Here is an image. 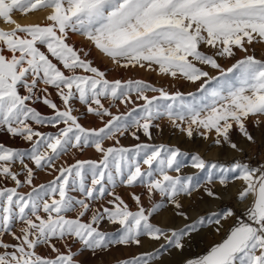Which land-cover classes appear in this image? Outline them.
Returning <instances> with one entry per match:
<instances>
[{
    "label": "snow or ice",
    "instance_id": "snow-or-ice-1",
    "mask_svg": "<svg viewBox=\"0 0 264 264\" xmlns=\"http://www.w3.org/2000/svg\"><path fill=\"white\" fill-rule=\"evenodd\" d=\"M36 9H50L46 24L21 26L12 20L14 12ZM0 18L15 23L11 31L0 30V132L30 145L20 149L0 143V264H80L76 256L84 251L139 246L145 237L164 244L120 264H152L171 249L182 254L197 224L219 226L234 215L226 209L179 230L153 224L150 218L165 202L187 220L180 197L199 189L200 181L196 175L179 174L188 157L178 148L116 145L125 135L139 141L143 133L151 139V129L159 128L154 122L163 118L189 138L194 133L205 139L214 134L216 145L227 143L234 150H240L231 140L234 128L255 142L246 123L254 118L259 125L264 117V60L247 53L254 42H264V0H0ZM72 35L82 36L119 67L138 66L199 82L197 91L185 95L141 80H109L94 66L90 50L71 42ZM237 50L245 56L225 69L219 58H234ZM205 66L219 75L211 76ZM104 100L135 106L123 113L117 106L114 114ZM77 102L103 127L85 128L80 114H74ZM108 140L114 145L105 147ZM87 148L101 158L74 163L63 159ZM190 165L207 169L209 183L213 170L220 171L222 184L227 173H237L235 178L245 184L239 199H253L247 219L238 220L226 239L183 264H264V165L236 161L225 167L208 164L198 154L191 156ZM36 170L54 174L53 179L35 185ZM118 182L139 184L149 197L158 194L161 201L146 209L133 192L137 210L132 211L115 192ZM25 186L30 191H20ZM205 192L216 198L210 188ZM97 202L100 206L94 207ZM105 221L119 227L104 231L100 226ZM40 248L50 254H41Z\"/></svg>",
    "mask_w": 264,
    "mask_h": 264
},
{
    "label": "rangeland",
    "instance_id": "rangeland-1",
    "mask_svg": "<svg viewBox=\"0 0 264 264\" xmlns=\"http://www.w3.org/2000/svg\"><path fill=\"white\" fill-rule=\"evenodd\" d=\"M50 9H36L28 13L14 12L12 15V20L17 21L21 26H28L34 24L44 25L47 23L46 17L49 14ZM26 18V19H25ZM29 18V19H27ZM28 20V21H27ZM15 28V23H7L0 18V30L11 31ZM71 42L77 48H84L85 50H90L89 58L93 60L94 66H97L102 71H105L106 76L109 80L120 79L122 81L128 80H141L146 83L151 84L154 87L163 88L170 93H175L177 91L187 95L188 93H195L199 86V82L192 83L184 79H173L170 76L160 75L158 71H151L147 68L141 67H119L113 61L96 50L93 46L89 44L82 36L72 35ZM208 54H211V49L203 48ZM248 55H253L258 60H264V42H254L253 45L248 46ZM245 56V53L237 50L236 56L234 58H219V63L227 69L231 67L236 60H239ZM205 70L209 72L211 76H218L219 72L217 70L211 69L210 67L205 66ZM147 95H158V93L149 92ZM55 98V94L53 93ZM133 99L135 97L133 96ZM105 104V107H110V110L116 114L117 106L119 107V112L123 113L130 110L135 105L129 104L127 108L124 105L119 104L117 101L116 104H110L108 100L102 101ZM57 103H59L57 99ZM142 103V102H138ZM42 112L50 113V110L44 107L43 105L38 106ZM78 113L80 114V123L85 128H96L99 129L103 127L102 121L92 114L86 112V107L79 102L75 105ZM108 118L105 117V120ZM261 124L257 125L254 118H250L246 126L249 131L253 134L255 142H249L247 139L239 132L238 129L234 128L231 130V140L237 143L240 150L232 149L227 143H222L221 145H216L215 135L212 134L208 139L201 137L198 133H194L192 138H189L185 132H182L179 128L174 127L167 118L160 119L154 123L159 125V128L153 127L151 129L152 138L144 136L143 133H140V140L137 141L132 138L131 135H125L119 137L120 144L116 146L123 147H133L138 143H148L153 145H165L168 147H174L180 149L184 152L188 159L185 160L186 166L181 169L180 175H196L200 181L201 186L199 189L192 192L191 195H181L180 202L183 205V211L187 214L188 219L185 220L181 216L176 214V210L173 206L165 202V207L161 209L158 214H155L151 217V222L155 225H158L165 230L168 229H182L186 225H190L194 222H197L201 217L211 216L214 213L224 212L226 209H231L234 212V216L231 219L228 228L224 235L220 238L218 242L212 243L208 248L202 250L192 256L196 258L202 255L207 254L212 246L221 243L226 239L230 229L235 226L240 219L246 220V207L240 208L239 204L243 203L239 199V193L245 187L243 180L235 178L238 174L234 172L227 173L228 179L222 184L220 182V171L213 170V180L211 183L207 181L208 170H200L191 167L190 158L192 155L198 154L204 161L208 164L218 163L225 167H228L233 164V162H246L250 166L258 167L264 165V117H261ZM41 131H55L52 128H41ZM0 143H4L7 146L25 149L30 147L29 144L24 142L19 138H11L8 134L0 132ZM114 141L108 140L105 141V147L113 146ZM101 154L97 153L94 148H87L82 153L75 152L74 154L65 156L63 159L68 163H74L75 160H99ZM60 163V162H58ZM147 166H144L146 168ZM19 165H17L18 170ZM170 175H177L175 172H170ZM54 174L50 175L47 171L36 170L34 177V184H46L53 179ZM24 177L21 176V179ZM8 186H14L11 182L8 183ZM205 188H210L215 194L216 198L209 197ZM20 191L28 192L30 188L25 186L21 188ZM116 194L120 195L125 202L130 206V210L136 211L137 205L131 199V193L135 192L141 196L143 206L146 209H150L155 203L161 201V197L157 194L154 197H149L146 192V189L141 185H136L134 187H129L117 183L115 187ZM72 195L79 197V193H72ZM222 195V196H221ZM221 198H220V197ZM226 197V200L223 198ZM111 199V197H107ZM220 200L218 206L212 204V200ZM106 203V200L104 201ZM100 202H97L94 207H99ZM70 216L74 217L75 213H69ZM85 220L88 219L86 216ZM225 219H222L223 221ZM218 225L214 223L208 224L205 223L203 226L197 224V230L191 233V239L186 240L185 248H189L197 245V243L204 238L206 235L216 231ZM101 229L108 232L115 231L119 226L110 224L105 221L101 224ZM206 234V235H205ZM199 235V236H198ZM201 235V236H200ZM5 239L9 242L11 241L10 236H6ZM164 244V240L153 241L148 238H142V244L130 245V246H114L107 251L97 252L93 254L90 251H84L81 254L76 256V260L80 264H120L121 261L125 259H130L135 256H139L141 253H151L156 249H159L160 246ZM60 246V245H58ZM80 245L77 244L73 251H77ZM63 250V249H62ZM38 251L43 255H49L50 250L47 248H40ZM179 252L175 249H171L168 252H165L163 256L159 259L152 262V264H167L170 260L178 257ZM54 255V254H53ZM169 257V258H168ZM191 258V257H190ZM188 258V259H190ZM183 264V263H182Z\"/></svg>",
    "mask_w": 264,
    "mask_h": 264
},
{
    "label": "bare ground",
    "instance_id": "bare-ground-1",
    "mask_svg": "<svg viewBox=\"0 0 264 264\" xmlns=\"http://www.w3.org/2000/svg\"><path fill=\"white\" fill-rule=\"evenodd\" d=\"M27 19H29V18H27ZM15 23H18V20L15 21ZM223 198L226 200V197H223ZM252 199H253V197L251 195L249 197H247L243 203L239 204L240 208L248 206L251 203ZM212 201H213L212 204L214 206H216V205L218 206V204L220 203V200L218 201L217 199H214ZM233 216L221 221V225L217 226L220 228V230L218 232L213 230V232L210 233L209 235L205 234L206 236L204 238H202L197 243V245L189 247V248H185L182 254L179 253L177 258L170 260L169 263H167V264H182L185 259H188V258L196 255L197 253L201 252L202 250L208 248L212 243L218 242L220 240V238L226 232L228 225H229L231 219L233 218Z\"/></svg>",
    "mask_w": 264,
    "mask_h": 264
},
{
    "label": "water",
    "instance_id": "water-1",
    "mask_svg": "<svg viewBox=\"0 0 264 264\" xmlns=\"http://www.w3.org/2000/svg\"><path fill=\"white\" fill-rule=\"evenodd\" d=\"M194 257V256H193ZM192 258V257H191Z\"/></svg>",
    "mask_w": 264,
    "mask_h": 264
}]
</instances>
